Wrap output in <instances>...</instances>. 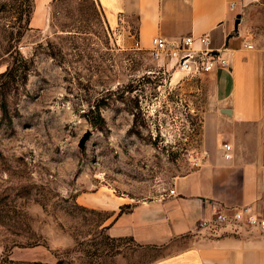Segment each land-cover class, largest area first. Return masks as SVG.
Returning a JSON list of instances; mask_svg holds the SVG:
<instances>
[{
	"label": "rangeland",
	"instance_id": "1",
	"mask_svg": "<svg viewBox=\"0 0 264 264\" xmlns=\"http://www.w3.org/2000/svg\"><path fill=\"white\" fill-rule=\"evenodd\" d=\"M137 42L136 16L98 0H0V264L163 254L109 228L194 166L206 97Z\"/></svg>",
	"mask_w": 264,
	"mask_h": 264
},
{
	"label": "crops",
	"instance_id": "2",
	"mask_svg": "<svg viewBox=\"0 0 264 264\" xmlns=\"http://www.w3.org/2000/svg\"><path fill=\"white\" fill-rule=\"evenodd\" d=\"M98 1L108 19L136 16L141 46L156 35L207 34L210 47L226 45L229 60L202 75L206 104L196 164L175 178L174 195L166 191L116 215L110 232L160 249L149 264H264V229L197 228L231 206L250 205L264 219V0ZM223 143L231 145L229 159Z\"/></svg>",
	"mask_w": 264,
	"mask_h": 264
},
{
	"label": "built area",
	"instance_id": "3",
	"mask_svg": "<svg viewBox=\"0 0 264 264\" xmlns=\"http://www.w3.org/2000/svg\"><path fill=\"white\" fill-rule=\"evenodd\" d=\"M196 40L199 43L198 47L194 46ZM149 50L156 59L162 58L172 62L178 71L189 76H199L229 65L226 45L218 48L210 47V38L207 34L196 38L185 36L180 39H169L156 35L150 38ZM222 150L225 159L231 158L229 143H223ZM168 195H174L173 188L168 190ZM226 225H231L234 232L242 227L264 229V219L258 218L250 205L231 206L215 210L210 218L201 219L197 228H216Z\"/></svg>",
	"mask_w": 264,
	"mask_h": 264
},
{
	"label": "trees",
	"instance_id": "4",
	"mask_svg": "<svg viewBox=\"0 0 264 264\" xmlns=\"http://www.w3.org/2000/svg\"><path fill=\"white\" fill-rule=\"evenodd\" d=\"M12 67L11 68H8L7 70H5V71H3L2 73H0V78L2 77V76H7V75H9L11 72H12ZM2 110L4 111L5 110V108H4V105L2 106ZM95 119H94V121H93V123L94 124H96V123H102L103 122V117H102V115H101V113H100V109H99V106L97 105V106H95ZM123 213V211H122V209L120 210V212L118 213V215H120V214H122Z\"/></svg>",
	"mask_w": 264,
	"mask_h": 264
},
{
	"label": "water",
	"instance_id": "5",
	"mask_svg": "<svg viewBox=\"0 0 264 264\" xmlns=\"http://www.w3.org/2000/svg\"><path fill=\"white\" fill-rule=\"evenodd\" d=\"M238 19V18H237ZM89 132H87V133H85L84 134V136L80 139V141H79V145L80 146H83L84 145V143H85V141L88 139V137H89Z\"/></svg>",
	"mask_w": 264,
	"mask_h": 264
}]
</instances>
